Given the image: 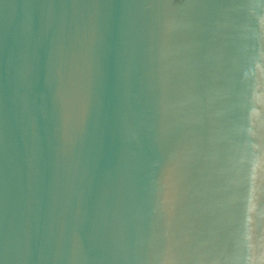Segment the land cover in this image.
I'll use <instances>...</instances> for the list:
<instances>
[{
	"label": "water",
	"instance_id": "1",
	"mask_svg": "<svg viewBox=\"0 0 264 264\" xmlns=\"http://www.w3.org/2000/svg\"><path fill=\"white\" fill-rule=\"evenodd\" d=\"M0 264H264V0H0Z\"/></svg>",
	"mask_w": 264,
	"mask_h": 264
}]
</instances>
